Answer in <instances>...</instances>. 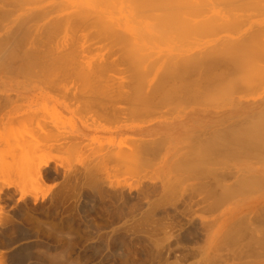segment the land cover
<instances>
[{
	"label": "rangeland",
	"instance_id": "rangeland-1",
	"mask_svg": "<svg viewBox=\"0 0 264 264\" xmlns=\"http://www.w3.org/2000/svg\"><path fill=\"white\" fill-rule=\"evenodd\" d=\"M169 1L108 0L89 12L67 0H0V264H264V53L253 52L264 49V0ZM132 2H149L142 13L152 17L121 16ZM55 53L74 64L50 70L43 61ZM194 58L219 61L230 79L197 89L204 104L192 89V102H142L163 73L166 86L199 83L207 66L185 62ZM180 64L200 68L187 78ZM252 132L254 146L236 148Z\"/></svg>",
	"mask_w": 264,
	"mask_h": 264
},
{
	"label": "bare ground",
	"instance_id": "bare-ground-1",
	"mask_svg": "<svg viewBox=\"0 0 264 264\" xmlns=\"http://www.w3.org/2000/svg\"><path fill=\"white\" fill-rule=\"evenodd\" d=\"M17 1H18V0H17ZM20 1H22V0H20ZM67 1H71V3H73V4H76V3L79 4V5L81 4V6H82L83 4H84V5L87 4L88 7L86 8V10H88L89 12H91V11H95V10H94L95 6L100 5V4H102V3H105V2H107L108 0H67ZM72 1H73V2H72ZM142 1H143V0H142ZM183 1H184V0H183ZM187 1H188V0H187ZM189 1L195 2V1H197V0H189ZM221 1L224 2V0H221ZM225 1L227 2L226 5H230V4L234 3V1H236V0H225ZM254 1H255V0H254ZM62 2H63V1H62ZM197 2H199V1H197ZM5 3H6V2H5ZM8 3H9V2H8ZM147 3H148V4H145L144 6H142V5L139 4V3H138L139 5H138V4H134V3L132 2V5L128 6V8H126L125 6H123V5H124V4H123L122 7L120 8V13H119V14H120L121 16L124 15L125 17L130 18L129 20L141 19L143 16H144L145 18L148 17V16L152 17V15H149L148 13H146L147 15H144V14L142 13V10H143V9H146V8L148 7V5H149V2H147ZM165 3H166V2H165ZM236 3H237V2H236ZM19 4H21V3H19ZM157 4H158V6L161 5V4H163L162 0H157ZM169 4H174V1L170 0V1L168 2L167 5H169ZM137 5H138V6H137ZM4 6H5V4H4ZM18 6H19V5H18ZM58 6H59V5H58ZM91 6H92V7H91ZM141 6H142L143 8H141ZM46 8H47V7H46ZM90 8H91V10H90ZM92 8H93V9H92ZM149 8H150V7H148V9H149ZM53 9H54V8H53ZM55 9H56V8H55ZM95 12H96V11H95ZM98 13H99V12H98ZM9 14H10V13H9ZM100 14L103 15V16L106 15V14H102V13H100ZM45 15H46V14H45ZM74 16H75V15H74ZM158 16H161V15H156V17H158ZM144 17H143V18H144ZM108 18H109V17H108ZM78 21H79V20H78ZM82 21H83V20H82ZM82 21H81V22H82ZM86 21H87V20H86ZM141 21H142V20H141ZM75 22H76V21H75ZM106 22L109 24V26H110L111 28H115V26H118V27L120 28V26H119L117 23H116V25H114V24L112 23V22H114V21H113L111 18H109V20H107ZM71 24H72V22H71ZM79 24H80V23H79ZM79 24H78V26H79ZM82 24H83V22H82ZM82 24H81V26H82ZM95 24H96L95 26L98 27V26H97L98 24H97V23H95ZM105 24H106V23H105ZM71 26H72V25H71ZM73 26H74V24H73ZM75 26H76V24H75ZM96 27H95V28H96ZM62 28H63V27H62ZM72 28H73V27H72ZM74 28H75V27H74ZM78 28H79V27H78ZM81 28H82V27H81ZM84 29H86L85 26H84ZM87 29H88V27H87ZM97 29H98V28H97ZM75 31H77V30H75ZM259 31H260V30H259ZM259 31H258V32H259ZM261 31H262V30H261ZM263 31H264V30H263ZM54 32H55V31H54ZM80 32H81V31H80ZM22 33H23V32H22ZM259 33H260V32H259ZM95 34H96V33H95ZM50 35H51V34H50ZM50 35H49V36H50ZM263 35H264V33H263ZM98 36H100V35L98 34ZM101 36H103V33H102ZM257 36H258V35H257ZM257 36H256V37H257ZM260 36H261V35H260ZM260 36H258V37H260ZM12 37H13V36H12ZM50 37H51V36H50ZM108 37H109V36H107L106 39H107ZM261 37H263V36H261ZM99 38H100V37H99ZM109 38H111V37H109ZM112 38H113V37H112ZM115 38H116V37L114 36V39H113L114 41H115ZM117 38H118V37H117ZM117 38H116V39H117ZM244 38L246 39V37H244ZM248 38H250V40H251V38H254V37H251V36L248 37V36H247V40H245V42L247 41L246 43L249 42ZM121 39L123 40V38H121ZM121 39H120V40H121ZM124 39H126V38H124ZM2 40H5V39H2ZM7 40H8V39H7ZM15 40H16V39H15ZM18 40H19V39H18ZM243 40H244V39H243ZM243 40H242V41H243ZM254 40H255V42H257V44H260V42H262V41H259V40H261V39L258 40L259 43H258V41H256L257 39H254ZM117 41H119V40H117ZM242 41H241V42H242ZM2 42H3V41H0V43H2ZM16 42H17V41H16ZM117 43H118V42H117ZM243 43H244V42H243ZM243 43H241V45L239 44V46H244V45H242ZM249 43H250V46H251V42H249ZM249 43H248V44H249ZM11 44H12V43H11ZM22 44H23V43H22ZM74 44H75V43H74ZM8 45H9V44H8ZM17 45H18V44H17ZM117 45H118V44H117ZM119 45H121V44L119 43ZM252 45H254V46H251L252 48L256 47V45H255L253 42H252ZM1 46H2V45H1ZM41 46H42V44H41ZM245 46H246V45H245ZM257 46L259 47V45H257ZM13 47H14V46H13ZM35 47H36V46H35ZM35 47H34V48H35ZM46 47H47V46H46ZM121 47H122V45H121ZM121 47H120V48H121ZM236 47H237V46H236ZM236 47H235V48H236ZM258 47H256V48H258ZM2 48H3V47H2ZM74 48H75V46H74ZM233 48H234V47L232 46L231 49H233ZM237 48L239 49V47H237ZM243 48H244V47H243ZM256 48H255V49H256ZM263 48H264V47H263ZM3 49H4V48H3ZM3 49H2V50H3ZM37 49H38V48H37ZM231 49H230V51H229L228 49H226L225 52H228V51L231 52V51H232ZM238 49L235 50V53H236V51H242V50H238ZM240 49H241V48H240ZM248 49H249V48H247V51H248ZM33 50H34V49H33ZM33 50H32V53H33ZM75 50H76V48H75ZM227 50H228V51H227ZM245 50H246V48H245ZM251 50H252V49H251ZM258 50H259L260 52H258ZM258 50L256 49V50H254L253 52H254L255 54H257V55H258L259 53H264V52H263L264 49H263V51H262V50H260V48H258ZM16 51H17V50H16ZM34 51H35V50H34ZM41 51H42V50H41ZM46 51H47V50H46ZM55 51H56V50H55ZM60 51H61V50H60ZM77 51H78V50H77ZM221 51H222V50H221ZM233 51H234V50H233ZM261 51H262V52H261ZM0 52H1V51H0ZM28 52H29V51H28ZM39 52H40V51H39ZM44 52H45V51H44ZM52 52H53V51H52ZM75 52H76V51H75ZM1 53H4V52H1ZM29 53H30V52H29ZM32 53H31V54H32ZM50 53H51V52H50ZM56 53L59 54L58 52H56ZM56 53H55V56L52 55V56H54L53 58L51 57V59H47V60H46V58H47V57H46V58H45V61H43V63L45 62L46 65L48 64L49 66H51V67H50V70H51V68H54V69H55V72H57L56 70H59V68H61L63 65L66 64V66H67V63L70 62V61H68V62L66 63V61H65V64H63L62 60L65 59V57L63 58V57H61L62 55H61V56L56 55ZM77 53H78V52H77ZM79 53H80V52H79ZM79 53H78V54H79ZM127 53H128V52H127ZM235 53H234V54H235ZM251 53H252V52H251ZM251 53L248 52L247 54L249 55V54H251ZM20 54H21V53H20ZM31 54H30V55H31ZM34 54H37V52L34 53ZM38 54H39V53H38ZM44 54H45V53H44ZM63 54H64V53H63ZM68 54H69V53H68ZM72 54H73V51H72ZM22 55H23V54H22ZM22 55H21V56H22ZM27 55H28V54H27ZM39 55H40V54H39ZM73 55H74V54H73ZM124 55H127V54L124 53ZM209 55H210V54H209ZM253 55H254V54H253ZM253 55H252V56H253ZM257 55L254 56V57L257 58V59H259L260 56H259V58H258ZM260 55H261V54H260ZM13 56H14V55H13ZM18 56H19V55H18ZM32 56H33V54L31 55V57H32ZM45 56H47V55H44V57H45ZM65 56H66V55H65ZM250 56H251V55H250ZM263 56H264V54H263ZM22 57H24V56H22ZM29 57H30V56H29ZM67 57H68V56H67ZM220 57H221V56H219V58H218V57L216 56L215 58L219 60V59H221ZM245 57H247V56L245 55ZM245 57H244V58H245ZM248 57H249V56H248ZM35 58H36V57H35ZM48 58H49V57H48ZM70 58H71V56H70ZM70 58H68V59L70 60ZM78 58H79V57H78ZM80 58H81V55H80ZM126 58H127V56H126ZM126 58L124 57L123 60H127V61H128L129 59H131V57L128 58V59H126ZM199 58H200V57H199ZM202 58H203V57H202ZM202 58H201V61H196L197 58H194V59L187 60V61H185V62L188 63V64H189V63H192V64L200 63V64H201L202 61L204 62V59L202 60ZM209 58H210V57H209ZM211 58H212V57H211ZM213 58H214V57H213ZM223 58H224V57L222 56V59H223ZM231 58H235V57H231ZM236 58H237V57H236ZM8 59H9V58H8ZM11 59H12V58H11ZM15 59L17 60L18 57H16V58L14 57V60H15ZM33 59H34V58H33ZM38 59H39V57L36 59V61H37ZM42 59H43V58H42ZM72 59H73V58H72ZM72 59H71V60H72ZM132 59L134 60L133 57H132ZM246 59H248V58H246ZM250 59H251V58H250ZM16 60H15V61H16ZM75 60H76V59H74V62H75ZM193 60H194V61H193ZM226 60H227V59H226ZM253 60H254V59H253ZM262 60H263L262 62L264 63V59H262ZM26 61H27V60H26ZM31 61H34V60H31ZM36 61H35V62H36ZM39 61H40V60H39ZM72 61H73V60H72ZM131 61H132V60H131ZM188 61H189V62H188ZM191 61H192V62H191ZM209 61H210V60H208V63H206L207 60L205 59V62L202 64V65L205 64L204 66H207V68L204 67V69H203V70L206 71V72L203 73V75H202L201 73H199V74L202 75V76H204V75L206 74L205 76H207L208 79H207L206 77L202 78V76H200L201 79L199 80V78H198L197 80L200 81L199 83H201V84H199V83L196 81V78H194V76H193V78L195 79V82H197V83H195V82L193 81V83H195V86H194L193 84H191V83H192L191 81H190L191 83L188 82V81H189L188 79H186L187 82H184V80H183L185 77H187V78L189 77V76H186L184 73H186L187 75H190V77H191V73L194 72V69H196V72H197V69L200 68V66L198 67V64H197L196 67H194V68L192 67L193 69L190 68V69H191V70L189 69L190 71L187 70V69L190 67V65L188 66L187 69H185L184 66H182L183 64H182V65L180 64V65L184 68V70H185V71L183 70V74L185 75V77H182V78H183L182 80H183V82H184L185 84L187 83V86H185V85L183 86V85H182V86H179V87H178L177 85H180L181 83H180V84L178 83V84L174 85V84H172V83H174V82L171 83L172 85H170V84L168 83L170 86H166V84H163V82H162V80H164V75H166V74L163 73L162 75H160L161 78L158 77V75H157V78H160L159 80L156 78V79L158 80V82L160 81L159 84L162 83L163 86L165 85L164 90L167 89L166 91H167L168 93L165 92V91H164V92H161V90L158 89V88H159V87H158L159 84L156 85V86L154 85V83L157 84L158 82H156V80H155V82L152 80V82H149L148 86H146V87H147V90H148L149 92L146 94V97H145V98H142V99H141L142 102H144L145 104H148V103L153 102V101H155V100H157V99H158V100H161V101H164V100H167V99H173L174 97L180 96L179 94H181V98H182V99H183V98L185 99L186 96L189 95V93H190L189 91L192 89V90H191V91H192L191 93L193 94V91H194L195 93H194V95H192V96H191V93H190L189 96H190V97H193V96H194L195 99H197V103H198V104H199V102H200V104H201V103L204 104V102H202V101H198V100H201V98H199V97H201L200 94H201L202 92H204V94L206 95V91H207V92H210V93L216 91L217 87H219V85L217 84V82H219V81H221V79L225 78L223 75H225L226 78L230 76V75L227 76V73H228V72L225 73V70H223L224 68L221 69L220 67H219L218 69H221V72L218 70L219 74H217L218 72H216V71H217V66H216V65L218 64V62H219L220 60H219V61H216V60L214 61V60H212V61H210V62H209ZM224 61H225V58H224ZM229 61H230V60H229ZM243 61H244V59L242 60L241 58H237L236 61H235V65H237L238 68H239V67H240V68H243V67H242V64H243V65L246 64V62H243ZM247 61H248V60H247ZM12 62H13V61H12ZM40 62H41V61H40ZM129 62H130V61H128L127 63H129ZM194 62H195V63H194ZM22 63H24V62H21L20 64L22 65ZM29 63H31V64L33 63V64H34V62H29ZM37 63H38V62H37ZM41 63H42V62H41ZM71 63H73V62H70V64H71ZM125 63H126V62H125ZM219 63H220V62H219ZM221 63H222V61H221ZM10 64H11V63H10ZM73 64H74V63H73ZM77 64H79V63H77ZM91 64H94V63H91ZM112 64H113V63H112ZM226 64H227V63H226ZM229 64H230V63H229ZM232 64H233V63H232ZM28 65H29V64H28ZM38 65H39V63H38ZM40 65H41V64H40ZM40 65H39V66H40ZM44 65H45V64H44ZM46 65H45V66H46ZM82 65H83V63H82ZM95 65H96V64H95ZM101 65H102V63H101ZM104 65H105V63H104ZM104 65L102 66L101 69L98 68V69H99V72H100L101 74H103V70L105 69V68H104ZM195 65H196V64H195ZM218 65H219V64H218ZM220 65H221V64H220ZM222 65H223V64H222ZM17 66H18V65H17ZM23 66H25V65H23ZM31 66H32V65H31ZM33 66H34V65H33ZM36 66H37V65H36ZM84 66H85V65H84ZM114 66H115V65H114ZM114 66H113V67H114ZM129 66H130V65L128 64V67H129ZM131 66H133V65H131ZM131 66H130V67H131ZM215 66H216V67H215ZM231 66H232V65H231ZM237 66H236V67H237ZM8 67H9V66H8ZM10 67H11V66H10ZM26 67L29 68L30 66H26ZM74 67H75V66H74ZM85 67H86V66H85ZM92 67H93V65H92ZM98 67H99V65H98ZM106 67H107V64H106ZM111 67H112V66H111ZM137 67H139V65H136V68H137ZM201 67H203V66H201ZM236 67L234 66V68H236ZM5 68H6V67H5ZM21 68H22V66H21ZM33 68H34V67H33ZM38 68H39V67H38ZM66 68H67V67H66ZM68 68H69V64H68ZM76 68H79V67H76ZM103 68H104V69H103ZM107 68H109V67H107ZM165 68H166V69H165ZM165 68L163 67V70H164V69L167 70V69H169L170 67H169V68L165 67ZM229 68H230V67H229ZM231 68H232V67H231ZM18 69H19V72H20V71H23V68H22V70H20V68H18ZM24 69H25V68H24ZM48 69H49V68H48ZM61 69H62V68H61ZM70 69H71V68H70ZM80 69H81V72H80ZM80 69L78 70V71H79L78 73H81V74L85 73V72L82 70V68H80ZM83 69H84V68H83ZM92 69H93V68H92ZM98 69H97V70H98ZM205 69H206V70H205ZM207 69H208V71H207ZM214 69H216V70L214 71ZM25 70H26V69H25ZM30 70H31V69H30ZM34 70H35V69H34ZM75 70H77V69H75ZM90 70H91V69H90ZM93 70H94V69H93ZM93 70H92V72H90V73L87 72L89 75H91V73H92V75H91L92 77L94 76V73H98L97 71L94 72ZM108 70H110V69H108ZM129 70H132V68L129 69ZM180 70H181V68H180ZM186 70H187V72H186ZM203 70H202V71H203ZM222 70H223V72H222ZM226 70L228 71V70H230V69L227 68ZM236 70H237V68H236ZM238 70H239V69H238ZM17 71H18V70H17ZM32 71H33V70H32ZM63 71H64V69H63ZM82 71H83V72H82ZM111 71H112V70H111ZM167 71H169V70H167ZM167 71H165V72H167ZM191 71H192V72H191ZM202 71H201V72H202ZM211 71H212V72H211ZM243 71H244V70H243ZM30 72H31V71H30ZM50 72H51V71H50ZM53 72H54V71H53ZM69 72H70V71H69ZM69 72H68V73H69ZM76 72H77V71H76ZM93 72H94V73H93ZM107 72H108V71H107ZM145 72H146V71H145ZM190 72H191V73H190ZM198 72H199V71H198ZM209 72H210V73H209ZM213 72H214V74H217V76L213 75ZM215 72H216V73H215ZM239 72H240V70H239ZM241 72H242V70H241ZM241 72H240V73H241ZM16 73H17V72H16ZM23 73H24V72H23ZM46 73H47V72H46ZM57 73H59V72H57ZM87 73H85V76H84V77H88V76H86ZM105 73H106V72H105ZM105 73H104V75H106ZM194 73H195V72H194ZM207 73H208V75L210 74V76H212L213 78L209 80V78H211V77L208 76ZM229 73H230V72H229ZM229 73H228V74H229ZM233 73H234V72H233ZM21 74H22V73H21ZM26 74H27V73H26ZM28 74H30V73H28ZM51 74H52V73H51ZM81 74H80V76H81ZM177 74H178V73H177ZM181 74H182V73L178 74L179 77H180ZM192 74H193V73H192ZM231 74H232V72H231ZM22 75H23V74H22ZM24 75H25V73H24ZM24 75H23V76H24ZM77 75H78V74H77ZM83 75H84V74H83ZM83 75H82V76H83ZM98 75H100V74L98 73ZM134 75H135V74H133V76H134ZM138 75H139V74H138ZM144 75H146V74L144 73ZM169 75H170V74H169ZM169 75H168V76H169ZM193 75H195V74H193ZM234 75H235V74H234ZM66 76H67V75H66ZM82 76H81V77H82ZM95 76H97V75L95 74ZM106 76H107V78H108V75H106ZM135 76H136V75H135ZM181 76H182V75H181ZM214 76H215V78H214ZM221 76H222V78H221ZM51 77H52V76H51ZM53 77H54V76H53ZM76 77H77V76H76ZM98 77H99V76H98ZM166 77H167V76H166ZM166 77H165V78H166ZM170 77H171V79H173V77H175V76H171V75H170L169 78H170ZM196 77H197V75H196ZM216 77H217V79H216ZM235 77H236V76H235ZM235 77L232 78V79L234 80ZM95 78H96V77H95ZM95 78H94L93 80H95ZM129 78H130V77H129ZM191 78H192V77H191ZM59 79H60V78H59ZM65 79H66V78H65ZM79 79L81 80V78H79ZM88 79H89V77H88ZM130 79H131V78H130ZM161 79H162V80H161ZM166 79H167V78H166ZM174 79H175V78H174ZM174 79H173V81H174ZM189 79H190V78H189ZM202 79H203V80H202ZM206 79H207V80H206ZM215 79H216V80H215ZM229 79H230V78H229ZM229 79L227 78V80H229ZM61 80H62V79H61ZM82 80H83V79H82ZM82 80H81V81H82ZM84 80L87 81L86 78H85ZM96 80H97V79H96ZM132 80H133V79H132ZM134 80H137V78H135ZM134 80H133V81H134ZM179 80H181V79H179ZM179 80H178V81H179ZM190 80H191V79H190ZM201 80H202V81H201ZM213 80H215V81H213ZM223 80H225V79H223ZM223 80H222V82H223ZM227 80H226V82H228ZM66 81H67V80H66ZM66 81H65V82H66ZM88 81H89V80H88ZM91 81H92V80H91ZM106 81H107V80H106ZM109 81H110V80H109ZM129 81H130V80H129ZM129 81H128V82H129ZM141 81H142V80H141ZM165 81H166V80H165ZM169 81H170V80L166 81V83L169 82ZM175 81H176V79H175ZM203 81H204V82L206 81V82L202 84ZM231 81H232V80H231ZM60 82H64V81H60ZM93 82H94V81H93ZM93 82H92V83H93ZM181 82H182V81H181ZM183 82H182V84H184ZM82 83H83V82H82ZM104 83H105V81H104ZM104 83H103V84H104ZM108 83H109V82H108ZM123 83H124V82H123ZM134 83H135V82H134ZM176 83H177V82H176ZM188 83H190V84H188ZM219 83H221V82H219ZM223 83L225 84V81H224ZM228 83H229V82H228ZM56 84H57V83H56ZM86 84H87V83H86ZM95 84H96V83H95ZM99 84H100V83H99ZM99 84H98V85H99ZM103 84H100V86L103 85ZM110 84H112L111 81H110ZM124 84H128V83H124ZM131 84H132V83H131ZM131 84H130V86H131ZM168 84H167V85H168ZM197 84H199V85L197 86ZM75 85H76V81H75ZM88 85H89V84H88ZM107 85H109V84H107ZM119 85H120V84H118V87H117L118 90H119ZM132 85H133V84H132ZM134 85H135V84H134ZM153 85H154V86H153ZM191 85H192V86H191ZM217 85H218V86H217ZM220 85H221V84H220ZM94 86H95V85H94ZM94 86H93V87H94ZM120 86H121V85H120ZM127 86H128V85H127ZM152 86H153V88H152ZM171 86H173V87H171ZM237 86H238V85H237ZM101 87H102V86H101ZM104 87H107V86H104ZM104 87H103V88H104ZM121 87H122V86H121ZM125 87H126V86H125ZM160 87H161V86H160ZM166 87H167V88H166ZM168 87H169V88H168ZM246 87H247V86H246ZM84 88H85V87H84ZM84 88H83V89H84ZM131 88H132V86H131ZM151 88H152V89H151ZM165 88H166V89H165ZM201 88H202V89H201ZM235 88H236V86H235ZM100 89H101V88H99V91H100ZM106 89H108V88H106ZM106 89H104V90H106ZM111 89H112V88H111ZM122 89H123V88H122ZM150 89H151V90H150ZM154 89H155V90H154ZM157 89H158L159 93H163V94H162V95L160 94V96H155V95L158 93ZM189 89H190V90H189ZM197 89H198L199 91L201 90V91H200V92H201L200 94L198 93L199 91H198ZM228 89H229V88H228ZM241 89H242V88H241ZM93 90H94V89H93ZM113 90H116V88H113ZM135 90H136V89H135ZM170 90H171V91H170ZM177 90H179V91H177ZM186 90H187V91H186ZM236 90H237V88H236ZM239 90H240V89H239ZM94 91H95V90H94ZM101 91H103V90H101ZM101 91H100V92H101ZM173 91H174L175 93H171V92H173ZM184 91H185V92H184ZM234 91H235V90H234ZM248 91H249V89H248ZM83 92H84V91H83ZM86 92H87V91H86ZM100 92H99V93H100ZM107 92H108V91H107ZM110 92H111V90H110ZM183 92L186 93L187 95L184 94ZM240 92H241V91H239V93H240ZM243 92H244V91H243ZM89 93H92V92H89ZM89 93H88V94H89ZM103 93H105V92H103ZM115 93H116V91H115ZM115 93H114V94H115ZM118 93H119V92H118ZM126 93H127V91H126ZM94 94H95V93H94ZM96 94H97V93H96ZM100 94H102V93H100ZM105 94H106V93H105ZM119 94H120V93H119ZM122 94H123V93H122ZM130 94H131V93H130ZM173 94H174V95H173ZM215 94H216V93H215ZM241 94H242V93H241ZM107 95H108V94H107ZM115 95H116V94H115ZM120 95H121V94H120ZM123 95H124V94H123ZM126 95H127V94H126ZM126 95H124V97H125ZM158 95H159V94H158ZM195 95H196V96H195ZM197 95H198L199 97H198ZM202 95H203V94H202ZM93 96H94V95H93ZM109 96H110V94H109ZM161 96H162V97H161ZM189 96H188L189 100L186 98V99H187L186 102H188V101L192 102V101L194 100V99H193L194 97H193V98H190ZM7 97H8V96H7ZM11 97L14 98L13 95H12ZM11 97H10V101L12 100ZM96 97H97V96H96ZM103 97H105V95H104ZM103 97H102V98H103ZM107 97H108V96H107ZM115 97H118V96H114V98H115ZM130 97H131V96H130ZM158 97H159V98H158ZM197 97H198L199 99H198ZM8 98H9V97H8ZM89 98H92V97L89 96ZM89 98H88V99H89ZM94 98H95V97H94ZM98 98H99V97H98ZM100 98H101V96H100ZM118 98H119V97H118ZM132 98H133V97H132ZM202 98H203V96H202ZM116 99H117V98H115V100H116ZM126 99H127V98H126ZM130 99H131V98H130ZM130 99H129V101H130ZM133 99H135V98H133ZM133 99H132V100H133ZM190 99H191V100H190ZM96 100H97V99H96ZM118 100H119V99H118ZM202 100H203V99H202ZM86 101H87V100H86ZM105 101H106V100H105ZM112 101H113V100H112ZM119 101H120V100H119ZM126 101H127V100H126ZM183 101H184V100H182V102H183ZM203 101H205V100H203ZM11 102H12V101H11ZM109 102H110V101H109ZM117 102H118V101H117ZM133 102H134V101H133ZM133 102H131V103H133ZM94 103H95V102H94ZM111 103H112V102H111ZM115 103H116V102H115ZM123 103H124V102H123ZM135 103H136V102H135ZM155 103H157V102H155ZM88 104H89V103H88ZM88 104H87V105H88ZM90 104H91V103H90ZM113 104H114V103H113ZM117 104H118V103H117ZM203 104H202V105H203ZM263 104H264V103H263ZM101 105H103V104H101ZM106 105H107V104H106ZM109 105H110V104H109ZM114 105H115V104H114ZM114 105H113V106H114ZM126 105H127V104H126ZM151 105H152V104H151ZM256 105H257V106H261V103H258V104L254 103V104H252V105H250V106L253 107V108H255ZM88 106L91 107L90 105H88ZM110 106H111V105H110ZM110 106H109V107H110ZM132 106H133V104H132ZM153 106H155V105H153ZM93 107H94V106H93ZM129 107H130V106H129ZM261 107H263V106H261ZM86 108H87V107H86ZM104 108H105V107H104ZM111 108H112V107H111ZM144 108H146V107H144ZM257 108H258V107H257ZM87 110H88V109H87ZM87 110H86V111H87ZM89 110H90V109H89ZM97 110H98V108H97ZM102 110H103V109H102ZM119 110H120V109H119ZM123 110H124V108H123ZM129 110H130V109H129ZM142 110H143V108H142ZM255 110H256V108H255ZM257 110H258V109H257ZM86 111H85V112H86ZM90 111H91V110H90ZM126 111H127V110H126ZM137 111H138V110L133 111V112H131V113H134V112L136 113ZM252 111H253V110H252ZM118 112H119V111H118ZM118 112H117V113H118ZM122 112H123V111H122V109H121V113H122ZM263 112H264V111H263ZM86 113H89V112H86ZM115 113H116V112H115ZM124 113H125V112H124ZM127 113H130V112L128 111ZM248 113H249V112H248ZM255 133H256V132H252V134L250 133L249 136H248V134H247V135H246L247 137L245 136L246 139L238 137L239 139L236 140V141H234L233 144L236 146V148L248 149V148L252 147V145L254 146V144H255L256 141H257L256 139H259L258 136L261 134V133H258V132H257V134H255ZM257 135H258V136H257ZM262 135H263V134H262ZM42 136H43V135H42ZM45 136H46V134H45ZM40 137H41V136H40ZM243 137H244V136H243ZM256 137H257V138H256ZM44 138H45V137H44ZM43 140H44V139H43ZM55 140H56V139H55ZM262 140H263V141H262ZM262 140H261V142L264 143V138H263V137H262ZM45 141H46V140H45ZM45 143H46V142H45ZM149 143H151V141H150ZM249 146H250V147H249ZM40 147H41V146H40ZM47 147H48V146H47ZM49 147H50V146H49ZM29 154H30V153H29ZM33 158H35V157H33ZM35 161H36V158H35ZM46 167H48V163H45V164L40 168V170H39V176H40L41 178L43 177L42 174H41V173H42L41 170H42L43 168H46ZM243 172H244V171H243ZM247 173H248V172H247ZM250 173L255 174V172L253 173V171H251ZM240 175H241V174H240ZM243 176H244V174H243ZM249 176L252 177V175H249ZM249 176H247V178H248ZM255 176H256V175H255ZM239 178H240L241 180L244 179V178L242 179V177H239ZM249 179H250V177H249ZM252 179H255V178L252 177ZM257 179H259V177H257ZM245 180H247L246 177H245L244 181H245ZM237 181H238V180H237ZM221 182H222V181H221ZM245 183H246V181H245ZM223 184H224V183H223ZM225 187H226V186H225ZM225 190H226V189H225ZM230 193H231V192H230ZM227 196H228V195H227ZM206 204H207V203H206ZM241 208H242V207H241ZM243 215H244V214H243ZM244 222H245V221H244ZM249 223H250V222H249ZM240 224H241V223H240ZM245 226H246V225H245ZM234 227H235V226H234ZM240 228H241V227H240ZM233 230H234V229H233ZM243 232H245V231H243ZM233 233H234V232H233ZM237 233H238V231H237ZM231 235H232V234H231ZM237 235H238V234H237ZM232 236H233V235H232ZM239 236H240V235H239ZM237 237H238V236H237ZM249 246H250V245H249ZM158 248H159V247H158ZM246 249H247V248H246Z\"/></svg>",
	"mask_w": 264,
	"mask_h": 264
}]
</instances>
